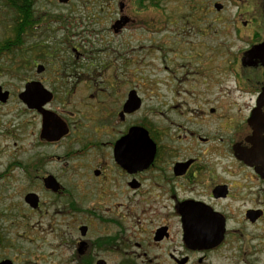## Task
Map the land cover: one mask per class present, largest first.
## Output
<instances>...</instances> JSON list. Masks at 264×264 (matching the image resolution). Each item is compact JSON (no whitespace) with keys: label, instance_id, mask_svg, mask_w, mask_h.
<instances>
[{"label":"flooded vegetation","instance_id":"1","mask_svg":"<svg viewBox=\"0 0 264 264\" xmlns=\"http://www.w3.org/2000/svg\"><path fill=\"white\" fill-rule=\"evenodd\" d=\"M167 1L0 0V73L15 54L23 82L16 94L0 83V94L9 92L0 107L23 104L41 117L36 144L62 149L44 159L57 164L54 172H44L39 159L14 162L35 170L43 191L65 203L52 209L64 230L48 242L49 264H264V0H176L172 13ZM108 20L116 37L140 26L163 32L167 21L184 20V28L170 30L175 44L160 46L165 53L195 48L180 41L183 34L212 36L196 45L206 49L193 55L202 89L192 92L196 108L179 111L185 122L151 109L129 78L98 81L79 72L93 59L84 38ZM86 75H95V91L75 96L78 86L91 85ZM32 84L52 94L43 108L60 128L52 120L45 131L43 113L24 102ZM214 84L221 101L208 97ZM133 92L141 98L137 110L129 105ZM74 96L84 108L75 113L64 109ZM135 127L155 144L153 158H135ZM13 132L0 126V146L18 137ZM1 166L0 181L8 174ZM29 193L37 197L31 212L48 214L39 191ZM16 241L0 223V264H39Z\"/></svg>","mask_w":264,"mask_h":264},{"label":"rangeland","instance_id":"2","mask_svg":"<svg viewBox=\"0 0 264 264\" xmlns=\"http://www.w3.org/2000/svg\"><path fill=\"white\" fill-rule=\"evenodd\" d=\"M178 4L176 0L167 1V13H172V9H175L176 12ZM1 6L2 3L0 2ZM186 9V7H183L181 12L183 13ZM2 14V11H0V18ZM109 20L95 26L96 29L100 30V33L86 35V38H84L86 40L85 45H87L86 49H91L89 51H92L93 59L85 62V66L79 69V72L87 75L94 73L98 81L100 78L112 77L114 74H116L119 81L129 78L133 81L135 87L140 90V94L147 98V105L151 109L165 112L169 117L168 119L172 118L175 121L185 122V118L179 115V111L196 108L198 103L195 102L196 97L192 95V92L200 93L202 89L201 85H195L198 76L194 74L197 66L193 55L196 51H205L206 49L199 48L196 45L203 41H211L212 36H204V32H201L204 30L192 33L190 37H185V34H183V39L177 38V40L180 39L182 42L184 40L193 41L194 44L192 45H195V48H183L181 51L165 53V48L161 49L160 46H164L166 42L170 46L171 41L175 44L171 38L174 36L170 30L184 28V20L176 24L171 23V20L167 21V28L162 29L163 32L150 31L146 27L140 26L134 29L131 28L117 37L111 32V22ZM198 23L199 29H205L206 22L204 20L200 19ZM215 25H217V22H215ZM2 33L3 28L0 26V39L4 35ZM214 36L221 38L220 34ZM163 56L166 57V61L163 60ZM172 61L176 63L172 64ZM167 65L169 68H166ZM104 66L106 69L102 70ZM4 68L0 73V83L16 94L19 89H22L23 82L17 75L15 54H12L10 58L6 57ZM91 78L95 79V75L87 76V80H89L87 83L91 84L89 88H86L83 85L84 83L81 84L83 86H78V90L74 92L75 96L79 93L85 94L95 91L94 88L97 83L92 85L94 82L90 80ZM177 89L180 90V92L177 91L178 94H176ZM222 95L223 90H220L219 86L214 84L208 97L209 99H215L217 96L216 98L220 100ZM75 96L69 100L70 104H68V101L65 102L68 104L64 108L65 110L75 113L78 109H84ZM175 104L177 108H173ZM217 105L221 107L222 104ZM72 112L70 115L73 114ZM76 115L78 118L80 117L79 114L76 113ZM139 116H141V113H139ZM155 117V114L152 113L151 119H156V122L159 123L157 117ZM0 126H4L7 130H12L13 133L18 134L16 139H10L8 136L6 146H0L1 171L5 167V171L8 172L4 180L0 181V223H2L4 237L17 239L16 242L20 244L22 252L33 253L35 256H32L31 259L38 261L39 264H49L47 260L43 259L44 256L51 254L48 242H56V236L61 235L64 230V225L61 224L62 218L58 215H52V209H62L65 203L62 199L56 203L53 200L54 198L51 199V196L43 191L44 188H41L40 182L36 179L35 170L20 171L14 162L19 158L29 164L35 162L36 159H39L41 163L49 154H52V152L60 153L62 149L56 150L49 146H38L36 144L33 134L41 128V117L28 111L17 100H13L6 107H0ZM41 165L44 172H54L57 171V168L59 169L57 164L53 163L47 164L44 162V165L42 163ZM31 191H39L44 203L42 209H49L48 214L34 215L31 212L30 209L32 208L25 201L26 194ZM30 239H32V242H30Z\"/></svg>","mask_w":264,"mask_h":264},{"label":"water","instance_id":"3","mask_svg":"<svg viewBox=\"0 0 264 264\" xmlns=\"http://www.w3.org/2000/svg\"><path fill=\"white\" fill-rule=\"evenodd\" d=\"M8 96H9L8 91L3 92L2 94H0V99L6 101ZM22 98L30 108H37L40 112L43 113L45 131H47L50 124L53 123L52 120L55 122L56 125H58V128H60V120L58 118H52V116L48 114L46 110L43 108V106L52 99V94L46 88H44V86L40 84L28 85L26 91L22 94ZM129 105L131 106V110H137L138 108H140L141 98L136 94V92H133L131 94ZM134 136H135V145H134L135 158L138 159L149 158V157L153 158L155 144L149 137L148 132L142 127H135ZM46 184L48 185V187L57 188L53 179H47ZM25 201L29 205L35 206L37 203V197L35 194L29 193L26 195Z\"/></svg>","mask_w":264,"mask_h":264}]
</instances>
